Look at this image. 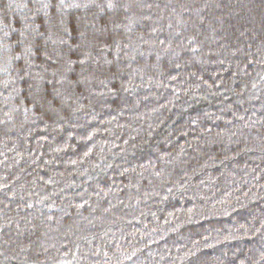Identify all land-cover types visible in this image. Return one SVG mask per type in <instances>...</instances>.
Masks as SVG:
<instances>
[{
	"label": "trees",
	"instance_id": "obj_1",
	"mask_svg": "<svg viewBox=\"0 0 264 264\" xmlns=\"http://www.w3.org/2000/svg\"><path fill=\"white\" fill-rule=\"evenodd\" d=\"M0 264H264V0H0Z\"/></svg>",
	"mask_w": 264,
	"mask_h": 264
}]
</instances>
